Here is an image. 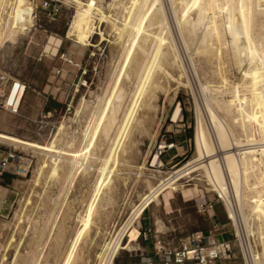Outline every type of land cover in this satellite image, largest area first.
I'll list each match as a JSON object with an SVG mask.
<instances>
[{
  "label": "rangeland",
  "instance_id": "374dc122",
  "mask_svg": "<svg viewBox=\"0 0 264 264\" xmlns=\"http://www.w3.org/2000/svg\"><path fill=\"white\" fill-rule=\"evenodd\" d=\"M56 1L61 7V14L55 20H52L43 9L46 0H35L36 13L33 25L25 33L18 34L15 40H4L0 43V86L3 90L10 91L12 81L21 80L27 85L20 114H12L0 107V134L12 135L44 146L59 135L57 141L62 148L60 153H55L59 159L61 158L57 168L59 175L57 173L58 176L55 174V177H52L51 174L47 183L44 178V184L42 183L44 186L39 187L40 190L42 189V196L37 197L35 204L38 208L35 206V210L31 213L34 219L27 225V248L23 249L22 254L13 264H99V254L104 251L105 240L116 239L134 206L140 203L142 195L148 191L144 181L149 178L156 182L159 177L176 171L196 159L200 116L202 115L206 124L210 125L205 106L207 99L211 100V104L223 120L233 129L236 127L235 134L237 136L242 134L240 128L232 123L231 116L228 118L224 110L215 102L216 99V101L221 100L222 103L230 96L222 78L223 72L227 73L221 70L218 61L210 63L206 68L204 57L194 54L198 70L196 74L190 64L189 54L179 43L180 62L185 64L180 76V71L173 70L178 67L168 61L173 62V59H169V55L173 57L172 51L162 50L154 54L152 45L145 52L137 46L136 50L139 52L137 49L139 48L140 54L142 52L145 55L141 54L144 56V59L142 58L144 66L138 69L140 72L134 70L135 68H129L122 82L123 85L121 84L122 88L125 85L127 98L125 101L118 100V103L124 106L119 113L112 112V121L108 126L110 131H102L91 153L79 159L85 164V173L84 171L77 173L74 160L77 151L88 144L87 126L94 123L93 120H96L105 106L131 39L127 33L119 38L120 35L115 33L113 24L105 22L97 24L100 25L96 30L97 33L90 39L93 46L77 43L75 37L68 35L77 6L69 0ZM110 1L100 0L105 9ZM162 2L167 9L172 3L171 0H162ZM258 18L257 30H259L256 34L264 35V15ZM101 28L107 40H103V36L99 34ZM174 28L173 26L172 36L177 42L178 35ZM174 31L176 34H173ZM52 36L61 39L56 52L53 50L56 46L50 40ZM116 43L120 44V52L116 49ZM193 43H197L196 40L190 42L191 46ZM66 58L73 62L70 63ZM230 64L227 62L224 66L229 73L226 75L228 79L230 78L229 82L236 80L242 71L240 68H233ZM228 65L231 68L227 67ZM139 84L142 85L141 87L144 86L145 90L138 96L127 131L121 135L122 139L119 138L121 141L118 140L120 144L117 145L118 148L116 146L117 152H114L112 167H109L108 173L102 178L99 168L110 156L107 145L114 143L113 140L118 137V128L123 122L125 112L133 103L136 95L134 93H137ZM149 85L153 87L149 88ZM154 87H156L155 91H152ZM241 90L242 93H247L245 89ZM150 92L154 94H148ZM179 105L182 108L181 116L178 120H174L173 115ZM62 125L64 130L60 129ZM164 142L175 146L162 155L161 164L153 165L158 147ZM12 146L28 150L33 164L26 178L9 173L0 176V249L3 236L7 229L13 226L15 216L18 214L17 210L22 204L21 200L25 198L26 192L32 191L34 180L40 173L44 158H47L46 154L49 153L44 148L0 136V154ZM143 163L149 170L138 171L137 166ZM193 169L196 170L178 180L172 188H191L190 197L204 198V201L199 204L189 202L185 209L173 214L172 218L175 225L190 230H201L206 228L208 223L199 213L202 214L203 211L207 213L208 206L212 202L218 201L215 207L221 211H224L226 206L222 198L208 185L205 168L196 165ZM75 173L79 174L75 176L76 178ZM6 176L11 177L12 180L9 181ZM173 194L179 199L184 192L179 189ZM204 203L205 209L202 210L200 206ZM80 216L86 221H82ZM230 222L235 231L232 243L237 249L238 257L229 261L248 264L241 238H236V233L238 235L239 231L234 221L230 220ZM138 227L141 231L138 241L140 244L144 239L142 218ZM251 238L256 254L259 255L262 244L259 240L255 241L253 236ZM138 242L129 249L121 250L113 264H122L130 254H134L139 247ZM70 253L73 255L69 260ZM14 254L15 247L11 250V260H14Z\"/></svg>",
  "mask_w": 264,
  "mask_h": 264
},
{
  "label": "bare ground",
  "instance_id": "6f19581e",
  "mask_svg": "<svg viewBox=\"0 0 264 264\" xmlns=\"http://www.w3.org/2000/svg\"><path fill=\"white\" fill-rule=\"evenodd\" d=\"M69 1L76 4L77 12L68 35L75 37L77 43L83 46H93L90 39L93 34L97 33L96 30L100 26L97 24L105 22L113 24L115 33L120 35L119 38L127 33L131 39L129 41L131 43L127 45L129 47L123 55L119 74L115 84L113 83L114 87L106 100L105 106L95 118L96 120H93L94 123L87 126L88 144L77 151L74 160L77 173L83 171L85 173V164L79 159L83 155L87 156L88 153H91L97 144L96 142H98V136L102 131L109 129L112 112L119 113L122 110L124 105L119 104L118 100L125 101L127 97L125 85L122 88L121 84L129 68H135L134 70H138L140 67L143 68L142 60L145 55L141 52L144 55L141 56V50L144 49L143 52H145L152 45L154 54H156V51H172L173 57L169 55V59H173V62L168 61L173 63V66L178 67L173 70L180 71V76L185 69V64L181 63L182 61L180 62L179 43L189 54L190 64L196 74L198 70L194 61V54L204 57L206 68L210 63L218 61L221 70H225L227 74L229 73L226 72L224 67L227 62H230L233 68L242 70H240L238 78L236 77L237 79L231 82L228 81L230 78L228 79L227 74L223 72V83L230 96L228 99H224L222 103L221 100L217 99L218 101H216L215 99L216 105L224 110V114H227L228 118L231 116L232 123L240 128L241 136L235 134L234 129L236 127L233 129L229 123L223 120L211 104V100L207 99L205 106L207 107L210 125L209 123L206 124L201 115L197 129L196 159L176 171L159 177L156 182L147 177L148 179L144 181V185L148 186V191L142 195L140 203L134 206L116 239L114 241L105 240L104 251L99 254V264H113L121 250L129 249L139 240L141 231L138 223L146 207L150 206L156 199L158 200L162 193L169 194L172 186L178 180L196 170L193 169L196 165L205 168L208 185L224 201L231 219L229 216L228 218L234 221L239 231V234L236 233V235L241 238L239 240L243 244L247 263L264 264V35L262 33L260 35L256 34L259 30H257L259 27L257 26L258 17L264 15V0H171L172 3L169 9L163 5L162 0H111L107 9L101 4L100 0ZM35 13V0H0V43L4 40L13 41L18 34L25 33L33 25ZM173 26L178 35L177 42L174 41L172 36ZM176 32L173 34H176ZM99 34L103 36V40H107L102 28ZM50 40L55 44L56 47L53 50L56 52L61 44V39L52 36ZM195 40L197 43H193L191 46L190 42H195ZM119 45L116 46L118 51ZM137 46L142 48L141 50L137 48L139 52L136 50ZM134 57L135 61L133 60ZM154 80H152V83ZM220 80L222 81V79ZM14 83L18 82L14 81ZM14 83L8 96L13 91ZM141 86L139 84V89H136L137 93H134L136 95L133 103L124 114L123 122L118 128V137L115 141L113 140L114 143L111 145L108 143L107 145L110 156L100 168L98 167L102 178L108 173L109 167H112L111 162H114V152H117V145L120 144L118 140L119 138L122 139L121 135L127 131L138 96L142 94L141 91L145 90L143 89L144 86ZM150 87L153 86L149 85ZM155 88L152 91H155ZM242 88L247 93H242ZM24 91L25 89L22 88L21 93L23 94ZM148 94L153 95L154 93L150 92ZM181 112L182 108L179 105L173 115L174 120H178ZM200 112L202 113L201 109ZM63 128L64 126L60 129ZM257 134H259V137ZM0 136L49 151L46 154L47 158H44L40 167L39 175L34 180L32 191L29 192V190L25 193V196L23 195L25 198L22 199L23 201L21 200L22 204L20 209L17 210L18 214L16 213L17 216H15L13 226L9 227L5 236H3L0 264H13L18 256L22 254L23 249L27 248V225L31 224L30 220L34 219L31 217V213L35 210V206L38 208L35 204L37 203V197L42 196V189L40 190L39 187L44 186V178H46L45 182L47 183L51 174L54 175H51L52 177H55V174L57 175L61 158L59 159L55 153H60L62 148L57 141L59 135L45 146L8 134H0ZM84 158L86 159V157ZM161 163V157L156 155L152 164ZM137 168L138 171L149 170L145 163L138 165ZM56 169L57 172L55 173ZM86 173L88 174V171ZM75 176H79V174L76 175L75 173ZM80 218L82 221H86L85 218L81 216ZM252 236L255 241L258 242L259 240L262 244L259 255L256 254L251 243ZM13 247H15V257L12 261L10 255ZM72 255V253L69 254V260Z\"/></svg>",
  "mask_w": 264,
  "mask_h": 264
},
{
  "label": "built area",
  "instance_id": "2783aa9c",
  "mask_svg": "<svg viewBox=\"0 0 264 264\" xmlns=\"http://www.w3.org/2000/svg\"><path fill=\"white\" fill-rule=\"evenodd\" d=\"M43 9L52 20L61 14V7L56 0H46ZM66 60L70 63L73 62L71 59L66 58ZM59 72L57 71V73ZM17 82H11L10 86L14 83V87L9 96V90H3L0 86V107L12 114H20L27 90V85L21 80ZM22 88L25 89L23 94L21 93ZM174 146V144L168 145L164 142L159 145L156 155L162 157L166 150L172 149ZM32 164L33 160L28 150H21L12 146L0 154V176L9 173L26 178L31 172ZM215 204L216 202L210 203L208 208L213 209ZM205 205V203L202 204L200 209H205L203 208ZM143 235L147 238L148 232L144 231ZM237 257L238 252L232 241L209 243L205 242V236L202 232H193L183 239L178 246H173L165 239L157 237L155 256L148 258L146 264H217L219 261H229Z\"/></svg>",
  "mask_w": 264,
  "mask_h": 264
},
{
  "label": "crops",
  "instance_id": "0c3cea01",
  "mask_svg": "<svg viewBox=\"0 0 264 264\" xmlns=\"http://www.w3.org/2000/svg\"><path fill=\"white\" fill-rule=\"evenodd\" d=\"M179 189L183 190L184 194L179 196L178 199L173 192ZM190 191L191 188L173 187L169 194L162 193L158 200L156 199L150 206L146 207L141 218L143 223L142 231L148 232L147 238L144 237L143 242L140 244L139 240L137 241L139 247L136 252L130 254L122 264H146L148 258L155 256L157 237L165 239L173 246L180 245L181 241L193 232H202L205 236V242L209 243L234 240L235 231L231 227L230 219L227 217L228 211L226 212V209L224 211L217 209L218 201L216 207L207 209V213L204 211L202 214L199 213L208 223L206 228L190 230L174 224L173 214L185 209L189 202L199 204V202L204 201V198L190 197ZM217 264H237V262L223 260L217 262Z\"/></svg>",
  "mask_w": 264,
  "mask_h": 264
},
{
  "label": "water",
  "instance_id": "95a60500",
  "mask_svg": "<svg viewBox=\"0 0 264 264\" xmlns=\"http://www.w3.org/2000/svg\"><path fill=\"white\" fill-rule=\"evenodd\" d=\"M6 178H7L9 181H11V180H12V178H11V177H9V176H6Z\"/></svg>",
  "mask_w": 264,
  "mask_h": 264
}]
</instances>
